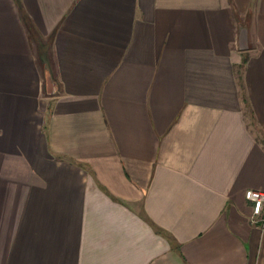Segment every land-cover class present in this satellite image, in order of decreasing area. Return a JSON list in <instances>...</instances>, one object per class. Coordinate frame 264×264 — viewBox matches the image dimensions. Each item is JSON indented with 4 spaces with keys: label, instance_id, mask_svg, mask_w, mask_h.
I'll list each match as a JSON object with an SVG mask.
<instances>
[{
    "label": "crops",
    "instance_id": "0c3cea01",
    "mask_svg": "<svg viewBox=\"0 0 264 264\" xmlns=\"http://www.w3.org/2000/svg\"><path fill=\"white\" fill-rule=\"evenodd\" d=\"M248 189L264 0H0V264H264Z\"/></svg>",
    "mask_w": 264,
    "mask_h": 264
},
{
    "label": "built area",
    "instance_id": "2783aa9c",
    "mask_svg": "<svg viewBox=\"0 0 264 264\" xmlns=\"http://www.w3.org/2000/svg\"><path fill=\"white\" fill-rule=\"evenodd\" d=\"M245 196L252 202L253 215H261L264 212V190L248 189ZM256 220L257 218H254V221Z\"/></svg>",
    "mask_w": 264,
    "mask_h": 264
}]
</instances>
